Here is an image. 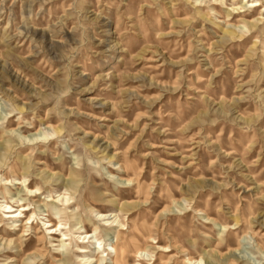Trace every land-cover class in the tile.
Listing matches in <instances>:
<instances>
[{"label":"rangeland","instance_id":"1","mask_svg":"<svg viewBox=\"0 0 264 264\" xmlns=\"http://www.w3.org/2000/svg\"><path fill=\"white\" fill-rule=\"evenodd\" d=\"M0 205V264H264V0H0Z\"/></svg>","mask_w":264,"mask_h":264},{"label":"bare ground","instance_id":"2","mask_svg":"<svg viewBox=\"0 0 264 264\" xmlns=\"http://www.w3.org/2000/svg\"><path fill=\"white\" fill-rule=\"evenodd\" d=\"M259 6H261L260 4H258V3H252L251 5H250V7L249 8H252V9H254V11H255V9L257 8V7H259ZM247 6L245 5L244 7H243V9H245ZM230 35H233V34H230ZM4 185V187H5V189H7V187H9V186H15V185H22V182H21V180H19V181H15V182H13V183H9L8 182V180H6V183L5 184H3ZM30 185V184H29ZM29 188V187H28ZM8 190V189H7ZM9 193L10 192H12V190H10V191H8ZM20 192H23V189H20ZM36 197V194L35 195H33V193H32V191H31V193H29V199L31 198V197ZM5 197V196H4ZM61 197V195L60 196H58V198H60ZM6 198V197H5ZM19 199H16L15 197H13V198H10V200H14V202H13V204L15 203H17L18 204V206H14V205H12L11 206V210L12 209H14V207H17V210H14V211H11V212H7V214H13V215H11V217H5L7 220H14V219H16V220H14V222H24V221H26V224L25 225H29L30 223H31V225H33L34 223H35V220H34V214H30V218L28 217V216H26L27 214H26V212H30V210L31 209H29V208H27V207H29V205L28 204H20V202H22V201H24V199H22V198H20V196L18 197ZM48 203H55V204H58V201L56 202V201H54V200H48L47 201ZM61 202H63V204L62 205H66V204H68V205H70V202H68L67 201V199L65 198V197H63L62 199H61ZM1 207H5V209H7L8 207L7 206H2V205H0ZM18 212H20V214L19 215H16V213H18ZM3 213H5L4 211H3ZM19 219V220H18ZM33 220V221H32ZM47 223H48V227H47V229H49V230H51V231H53L52 232V235H53V233H58L59 231H61L62 230V228L63 227H61V224L59 225V227H56V225L54 224V221L52 220V219H48L47 220ZM18 226V225H17ZM108 226V225H107ZM26 226H24V228H25ZM2 230V227H1V225H0V231ZM63 233L61 232V235H62ZM82 235H85L83 238H84V240L82 241V243H86V244H89L90 243V241H91V239H93V235L92 234H90V233H86V234H82ZM63 236L65 237L64 239H62V242H64V241H67L68 239H66V234H63ZM88 239V240H87ZM90 240V241H89ZM61 242V243H62ZM92 244V243H91ZM63 245V244H62ZM115 245H117V246H115V247H113V249H114V251H115V253H116V255H117V257H120V254H119V251H118V247H119V243H117V244H115ZM126 250H127V248H128V245L126 244ZM81 251H80V253H89V250H88V248H81L80 249ZM125 250V251H126ZM199 260H196V259H194V258H188L187 260H185V264H199Z\"/></svg>","mask_w":264,"mask_h":264}]
</instances>
